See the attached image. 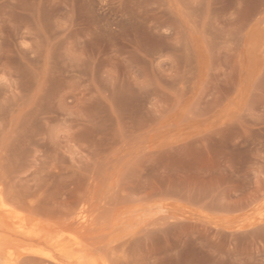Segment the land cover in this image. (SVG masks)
Listing matches in <instances>:
<instances>
[{
  "label": "rangeland",
  "instance_id": "rangeland-1",
  "mask_svg": "<svg viewBox=\"0 0 264 264\" xmlns=\"http://www.w3.org/2000/svg\"><path fill=\"white\" fill-rule=\"evenodd\" d=\"M0 198V264H264V0H0Z\"/></svg>",
  "mask_w": 264,
  "mask_h": 264
},
{
  "label": "bare ground",
  "instance_id": "bare-ground-1",
  "mask_svg": "<svg viewBox=\"0 0 264 264\" xmlns=\"http://www.w3.org/2000/svg\"><path fill=\"white\" fill-rule=\"evenodd\" d=\"M2 198H0V210L1 211H3L13 222H14V225L16 226V228L17 229H19V230H21V231H25V232H29V229H27L26 228V226H25V223H23V220H24V217L22 218L21 217V215L19 216V214L18 213H15L10 207H9V205H7L6 203H5V201L3 200ZM7 202V201H6ZM7 203H9V202H7ZM10 204V203H9ZM11 206H12V204H10ZM16 207V206H15ZM15 211H16V209H15ZM25 211V210H24ZM17 212V211H16ZM19 212V211H18ZM26 212V211H25ZM22 214V213H21ZM26 214H27V212H26ZM33 218V217H32ZM37 218V217H36ZM84 220V217L82 218V224H84L85 223V221H83ZM25 221V220H24ZM38 222V221H37ZM36 222V223H37ZM40 222V221H39ZM38 222V223H39ZM80 222V221H79ZM48 223V222H47ZM31 225H33V224H31ZM37 225V224H36ZM35 225V226H36ZM81 225V224H80ZM35 226L33 227V226H29L30 228L32 227V228H35ZM40 226V225H39ZM38 226V227H39ZM54 226V225H53ZM41 229H42V227H41ZM39 230H40V228H39ZM32 231V230H31ZM30 231V232H31ZM29 232V233H30ZM37 232H40V231H37ZM32 233V232H31ZM41 233V232H40ZM63 233V232H62ZM61 233V236L63 235ZM37 234V233H36ZM27 235H31V234H27ZM66 235V234H65ZM56 236H57V234H56ZM67 236V235H66ZM52 237H54V236H52ZM73 237V236H72ZM57 238V237H56ZM75 238V237H74ZM9 241V240H8ZM58 241V240H57ZM77 242H79V245H80V243H82V242H80V241H78L77 240ZM65 244V243H64ZM82 245V244H81ZM65 247H67V245L65 246ZM82 247V246H81ZM28 249V248H27ZM26 252V251H25ZM32 252H33V250H32ZM34 253V252H33ZM20 259H22V256H21V258ZM105 262V261H104Z\"/></svg>",
  "mask_w": 264,
  "mask_h": 264
}]
</instances>
